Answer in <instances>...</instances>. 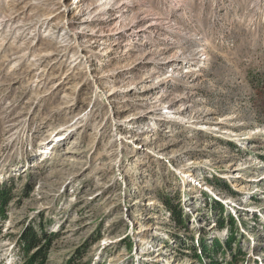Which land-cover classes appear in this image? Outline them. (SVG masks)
<instances>
[{"label":"rangeland","instance_id":"obj_1","mask_svg":"<svg viewBox=\"0 0 264 264\" xmlns=\"http://www.w3.org/2000/svg\"><path fill=\"white\" fill-rule=\"evenodd\" d=\"M29 1L0 0V15L9 6L20 12L14 22L52 13L53 3ZM130 1L137 7L127 22L145 7L168 18L171 31L126 36L113 54L102 39L73 68L60 54L39 61L26 53L52 49L38 37L6 42L0 34V185L12 193L0 216V264L262 259L264 0ZM62 2L55 5L65 11L40 34L74 18V0ZM176 51L182 60L164 64ZM8 55L23 60L12 67ZM152 70L149 83L164 82L141 100L140 78ZM184 97L189 112H172ZM166 201L182 210V224ZM31 230L40 240L26 251Z\"/></svg>","mask_w":264,"mask_h":264},{"label":"bare ground","instance_id":"obj_2","mask_svg":"<svg viewBox=\"0 0 264 264\" xmlns=\"http://www.w3.org/2000/svg\"><path fill=\"white\" fill-rule=\"evenodd\" d=\"M15 1L17 0H12V5H15V3H17ZM58 1L62 2V0H30L27 4L33 3L34 5L38 7H40L43 4L45 5V7H47L49 2L53 3L54 6L51 5V8H50L52 13L49 15L47 14L37 15L36 14L35 16H33L32 19L25 18V19L18 20V22H14V19L19 15L20 13L19 10L15 9L14 6H9L7 11L0 15V34L3 36L2 38L6 42H9L10 40L15 42V41H18L17 39H21L23 36L30 35V38L38 37L42 41L41 43L45 44L47 48L52 47V49L49 48V50L46 49V50L40 51V53H34L32 47H30L26 53H33V55L36 56L35 60H39V61L42 59L43 55L60 54L61 57L66 58L67 60L69 59L68 65L70 66V68L71 67L73 68V67H76L81 61H85L84 57H89L87 56L88 54L86 52L90 50L92 51V49L90 48L93 46L92 43L99 44L103 39L102 43L108 44V46H106L107 51L113 54V52L117 51L115 46H119L124 37L128 36L129 38L132 35H135V37H137L141 34L150 33L153 30H157V29L169 31L170 24H172V22L168 20V18L167 20H165L164 19L165 17H163L161 14L153 13L149 8H145V7H138L139 9L138 11H136V15L133 16L134 20H132L131 22H127L126 21L128 18L127 12L134 13V7L136 6V4L134 2L131 3L130 0H74L73 3L75 4L73 7L76 9L74 11V18L70 20V23L64 26L57 25L56 26L57 29H54V28H49L48 30L46 29L44 33L40 34L42 27L46 24L47 20L50 17H53L57 15L58 13L65 11V9L63 8L61 9V4L58 6L55 5L58 3ZM62 4L64 3L62 2ZM64 6L67 7L66 4H64ZM32 15H34V13H32ZM35 19L37 21H35ZM34 23H37V25L35 26V28H32ZM32 32L34 33L32 34ZM105 37H109L108 39H112V40L110 41H108V39L105 40L104 39ZM71 40H74L75 42L74 43L72 42L73 43L72 44L71 42H69ZM146 40H142L141 43H146ZM54 41L57 42V46H54L52 44ZM135 42L137 43L135 38L134 39L132 38V40L129 42L130 47L124 48L122 50L123 52L122 55L124 54L125 57L126 55H129L135 48L134 46L136 45ZM32 44L33 42H31V44L29 45H32ZM63 45H66L68 48L72 49L70 58H69V55H67L68 52L63 50L62 48ZM164 48L169 49L170 47H164ZM150 51H153V49L148 50L149 53ZM178 53H179L178 51L173 52L170 57L165 58L166 60L164 64L165 63L174 64L177 61L182 60V58L177 57ZM111 56L112 58L118 57L117 54L111 55ZM6 57L8 61L10 62L13 61L11 65L12 67L19 65L20 61L23 60L22 55L21 56L20 55L19 56L8 55ZM159 59H162V58H159ZM144 61L153 62L157 60L146 59ZM32 68H35V66ZM152 72H150L151 74L147 73L148 75H145L140 78V82L143 83L142 85L143 88L141 89L143 93L142 94L143 97L140 98L141 100L149 99L150 95L148 96L147 94L150 91L156 90L157 88H159V86L164 82V79L162 78L159 80L157 84H155L154 82H153L154 84H150L149 81L151 80L152 76L156 73L154 70H152ZM159 76L161 75L159 74L157 77ZM41 78L36 79L38 80L37 84H41L40 83ZM187 99L186 97H184L183 99H181V101H179L180 102L179 104L178 103L176 104L175 102L174 103L171 102V104L168 107H170L171 111L174 113H179V114L188 113L192 107V104L188 103ZM151 111H155V110L152 109ZM72 127L73 128H71V130L76 129L78 125L75 127L74 126ZM62 135L58 131L54 135V137L58 138V136H60V138L61 137L64 138ZM49 138L50 137L43 138L42 143H45V142L47 143V140ZM51 144H53V139L48 144V147ZM58 146H59L58 144L53 145L51 147V150L47 149L48 147H45V151L43 152V154L44 153H47L50 155L53 154Z\"/></svg>","mask_w":264,"mask_h":264},{"label":"trees","instance_id":"obj_3","mask_svg":"<svg viewBox=\"0 0 264 264\" xmlns=\"http://www.w3.org/2000/svg\"><path fill=\"white\" fill-rule=\"evenodd\" d=\"M11 198H12L11 191L6 189V188H4L2 185H0V216H2V217L6 216L4 208L7 205V203L10 201ZM166 202H168L169 207L171 208L175 219L182 224L183 221H184V219L182 217V214H183L182 210L179 209L177 207V205H170L169 201H166ZM219 208L221 209V213H223L224 209H223L222 205H220ZM231 220L233 222H235V220H233L232 216H231ZM223 222H224L223 217H221V220L219 219V224L223 225ZM231 236L233 237L234 233H232ZM39 240L40 239H39L38 234L36 232H34L32 230L29 231L28 234H26L24 236V242L26 244V247H25L26 251H29L30 249H32V247H35L37 245V243L39 242ZM218 243H219V241H218ZM202 244H204V241H202ZM231 244L232 243L230 242L228 245L231 246ZM202 249L206 252V254L209 253V251H211L210 249H208L206 247L205 244H204ZM196 255H200V254L196 253ZM210 264H213V263H210Z\"/></svg>","mask_w":264,"mask_h":264}]
</instances>
